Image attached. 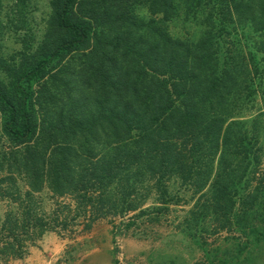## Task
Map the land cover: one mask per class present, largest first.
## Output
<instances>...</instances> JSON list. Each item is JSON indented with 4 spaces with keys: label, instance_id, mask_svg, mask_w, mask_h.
Segmentation results:
<instances>
[{
    "label": "trees",
    "instance_id": "obj_1",
    "mask_svg": "<svg viewBox=\"0 0 264 264\" xmlns=\"http://www.w3.org/2000/svg\"><path fill=\"white\" fill-rule=\"evenodd\" d=\"M134 2L49 0L39 43L16 65L0 59L10 78L0 81L2 130L12 146L0 182L15 189L0 225L5 261L22 259L48 232L62 237L103 218L143 215L149 190L166 204L173 175L201 195L196 209L217 229L248 228L263 191L245 192L239 206L237 198L259 160L247 124L232 120L230 108L247 66L222 62L210 31L194 44L172 39L153 20H139ZM142 2L151 15L171 17L173 0ZM229 5L264 53V0ZM44 189L49 213L37 197Z\"/></svg>",
    "mask_w": 264,
    "mask_h": 264
},
{
    "label": "rangeland",
    "instance_id": "obj_2",
    "mask_svg": "<svg viewBox=\"0 0 264 264\" xmlns=\"http://www.w3.org/2000/svg\"><path fill=\"white\" fill-rule=\"evenodd\" d=\"M134 1L133 12L138 19L153 20L172 39L194 44L210 31L212 41L219 46L222 62L247 66L230 108L232 120L247 124L246 131L255 142L259 160L246 174L237 198L239 206L247 201L243 199L245 192L255 186L263 191L260 202L248 215V228L217 229L210 214H200L196 209L201 195L173 175L165 182L166 204L159 203L153 190H146L143 215L135 211L123 217L103 218L89 232L82 231V225L77 226L73 235L60 237L53 232L45 233L28 247L22 259L5 261L0 257V264H264V182L259 184L255 180L256 175H264V53L256 52L257 35L247 22L234 20L229 10L230 0H173L168 20L161 14L151 15L142 0ZM49 14V0L23 3L1 0L2 65L18 64L20 54L39 43ZM0 81L4 84L10 81L1 70ZM2 123L0 114V165L3 167L0 177L10 167L12 148ZM16 185L24 193V181L18 179ZM14 193V187L0 182V225L6 213L15 207L11 200ZM37 197L43 211L49 213L54 205L50 193L44 189Z\"/></svg>",
    "mask_w": 264,
    "mask_h": 264
},
{
    "label": "crops",
    "instance_id": "obj_3",
    "mask_svg": "<svg viewBox=\"0 0 264 264\" xmlns=\"http://www.w3.org/2000/svg\"><path fill=\"white\" fill-rule=\"evenodd\" d=\"M44 241H42V243H43ZM41 246L43 247V244H41Z\"/></svg>",
    "mask_w": 264,
    "mask_h": 264
}]
</instances>
